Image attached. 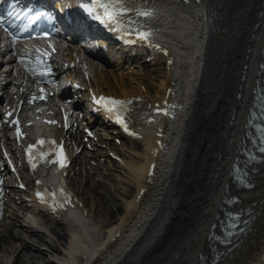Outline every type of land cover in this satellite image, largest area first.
Returning <instances> with one entry per match:
<instances>
[{"label": "bare ground", "instance_id": "6f19581e", "mask_svg": "<svg viewBox=\"0 0 264 264\" xmlns=\"http://www.w3.org/2000/svg\"><path fill=\"white\" fill-rule=\"evenodd\" d=\"M262 1L134 0L126 5L151 13H128L136 30L150 33L147 40L138 39L139 48L148 50L150 62H164L161 72L150 79L131 67L144 64L142 58L134 63L127 60L124 66L117 60L88 64L71 52V59L82 66L77 71L85 74L87 69L90 74L91 81L80 82L86 87L125 97L139 108L163 106L166 112L153 109L142 117L139 111L132 115L128 131L115 127L126 137L118 151L109 147L96 148L94 153L87 150L101 142L95 137V126L89 125L91 117L63 122L55 132L57 137H65L71 164L62 170V179L53 172L39 179L37 184L48 189L44 192L47 202H25L17 194H9L3 187L6 177L0 174V264L207 261L206 227L219 212L221 198L232 191L239 197L234 206L251 209L250 220L236 244L216 264H264V159L251 165L256 168L251 172V188L238 191L228 175L233 157L239 155L252 85L262 60ZM110 51L114 57L119 55L117 46ZM242 64L245 69L240 80ZM150 88L155 89L153 93ZM17 93L21 96L19 89ZM41 117L44 115L37 119ZM99 135L110 136L104 129ZM111 152L117 160L116 181L112 177L116 183L101 188L105 182L100 175L90 174L89 155L100 159ZM65 172L69 180L63 178ZM33 179L27 182H36ZM58 181L67 186L62 190L67 193L64 198L55 186ZM18 185L13 182L11 189L20 191ZM80 185L82 191L77 189ZM113 188L120 196L112 198L119 197L124 208L115 218L104 204L110 201L105 192L113 194ZM27 236L44 242L47 248L62 250L60 256L52 261L47 248Z\"/></svg>", "mask_w": 264, "mask_h": 264}, {"label": "snow or ice", "instance_id": "6c2138e0", "mask_svg": "<svg viewBox=\"0 0 264 264\" xmlns=\"http://www.w3.org/2000/svg\"><path fill=\"white\" fill-rule=\"evenodd\" d=\"M131 0H106V2H101V0H92L91 4H86V5H81V7H83L86 11L89 12V14H92L93 9H95L96 7H100L103 9V17L106 18V22H112V23H121V17L124 16L125 14L128 13H132L135 12V14L137 16H150L151 13L149 11H139L136 9H133L130 6H126V5H130ZM11 15V13H10ZM45 16V13L43 12H36L34 15H31L28 18V22L32 23L33 21L41 18ZM94 18L96 19H101L102 17L100 15L95 16ZM129 27H128V32L129 34L135 33V35L137 36L138 39H143V40H147L150 33L148 32H144V31H138L134 28L131 27V25L133 24V21H131L130 19L127 21ZM27 25L24 26V28L21 29V31L26 30ZM0 29H2L4 32H6L10 37H11V42L12 44H15L18 37L16 34L10 32L8 30V28H6L4 26V18L0 17ZM44 35H47V33H45ZM37 61L42 62V57L39 54V50H37ZM43 75V73H41ZM41 92H43L44 90L41 89ZM43 97H41L42 99ZM35 99V98H33ZM95 100V98H94ZM103 101H107L106 103L103 104V107L109 112L110 115H115L117 122L121 123L122 126L125 128V131H128L127 128V124L125 122V120L121 117L120 115V109L117 106H120V108H122L126 103H130L129 101H121V100H116L115 98H104L101 97L99 98L98 101H95L97 103L103 102ZM29 102H33V101H29ZM156 111H161V109L157 108ZM167 114V113H165ZM11 115V113H6L5 116H9ZM13 123H17L16 121H13ZM54 123V122H52ZM20 129L19 127H17V132L19 133ZM45 141H38V143H44ZM54 143V142H53ZM33 147H35L34 145H29L28 149H32ZM28 149H26L25 151L27 152ZM259 151L264 153V140L261 141V146L259 148ZM29 162L31 164V166L33 168L36 167L35 163H32L31 161V157L29 158ZM47 163L51 164V163H57L60 167H64L65 165V161L63 157H60L57 160H46ZM37 183H39V181H37ZM41 195L40 192H37V197L39 198Z\"/></svg>", "mask_w": 264, "mask_h": 264}, {"label": "rangeland", "instance_id": "374dc122", "mask_svg": "<svg viewBox=\"0 0 264 264\" xmlns=\"http://www.w3.org/2000/svg\"><path fill=\"white\" fill-rule=\"evenodd\" d=\"M122 66H124V65H122ZM156 66H159V67L156 68ZM131 67L135 68V69L142 70L141 72L144 74V76L147 79H150L151 78L150 76L156 77L161 72V70L164 67V63L163 62H161L160 64L144 63V64H140V65H135V66L133 65ZM146 81H145V84H147V82H148V81L147 82ZM154 90H155L154 88H150V92L151 93H153ZM97 131L99 132L98 129H97ZM117 138H118L117 142L113 138L103 139V141H105V142H103V144L104 145H108L109 144L111 146L114 144L116 147H119V146L121 147L123 145V143H125L126 137L118 135ZM94 151L95 150H93V149L90 150V152H94ZM92 161L95 162V164L91 163V165L93 166V169L95 170L94 172L98 173L96 175V174H93L94 172H92L91 173L92 176L96 177V176L100 175V177L102 178L103 182H105V184L101 185L102 186L101 188H105L106 186H108V188H110V187L112 188V186L114 187L115 186L114 183H116L115 182L116 181L115 175H116V172H117V170L115 168L116 165H114V164L117 163V160L113 156L102 155V157H100V159L94 158V159H92ZM108 165H112L113 168H109ZM112 177L114 178L115 181L113 180ZM74 185H76V182L74 183ZM81 186L82 185L77 186V189L82 191ZM112 191H113V194H109V192H107V191L105 192V196L109 197L110 201H109V203H104V204L110 210H112V213L110 215H111L112 218H115L118 214H120L123 211L124 208H123V205H122V200L119 199V197L115 198L116 201L114 200V198H112L113 196H115V197L116 196H120V192L118 190L114 189V188L112 189ZM92 194H93V196H95V193L92 192ZM108 195H110V196H108ZM101 201H103V199Z\"/></svg>", "mask_w": 264, "mask_h": 264}, {"label": "water", "instance_id": "95a60500", "mask_svg": "<svg viewBox=\"0 0 264 264\" xmlns=\"http://www.w3.org/2000/svg\"><path fill=\"white\" fill-rule=\"evenodd\" d=\"M150 247V246H149Z\"/></svg>", "mask_w": 264, "mask_h": 264}]
</instances>
